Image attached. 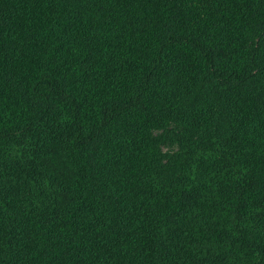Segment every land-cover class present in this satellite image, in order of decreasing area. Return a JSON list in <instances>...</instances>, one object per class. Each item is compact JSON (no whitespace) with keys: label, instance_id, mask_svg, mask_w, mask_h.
I'll list each match as a JSON object with an SVG mask.
<instances>
[{"label":"trees","instance_id":"trees-1","mask_svg":"<svg viewBox=\"0 0 264 264\" xmlns=\"http://www.w3.org/2000/svg\"><path fill=\"white\" fill-rule=\"evenodd\" d=\"M0 264H264V0H0Z\"/></svg>","mask_w":264,"mask_h":264},{"label":"rangeland","instance_id":"rangeland-1","mask_svg":"<svg viewBox=\"0 0 264 264\" xmlns=\"http://www.w3.org/2000/svg\"><path fill=\"white\" fill-rule=\"evenodd\" d=\"M161 148L163 150H171V149L174 148V145H170V144L164 143V144L161 145Z\"/></svg>","mask_w":264,"mask_h":264}]
</instances>
